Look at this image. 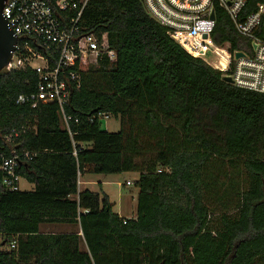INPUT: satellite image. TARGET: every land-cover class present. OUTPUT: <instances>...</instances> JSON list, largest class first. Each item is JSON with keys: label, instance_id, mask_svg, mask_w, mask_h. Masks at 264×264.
<instances>
[{"label": "trees", "instance_id": "16d2710c", "mask_svg": "<svg viewBox=\"0 0 264 264\" xmlns=\"http://www.w3.org/2000/svg\"><path fill=\"white\" fill-rule=\"evenodd\" d=\"M80 26L106 34L116 60L77 65L72 137L56 105L15 103L34 71L0 72V136L18 131L14 150L31 155L17 173L32 185L6 192L0 172V264H264V94L189 56L141 0H91ZM102 114L119 129L102 130ZM123 173L138 175L135 219L78 191L81 177Z\"/></svg>", "mask_w": 264, "mask_h": 264}, {"label": "built area", "instance_id": "2783aa9c", "mask_svg": "<svg viewBox=\"0 0 264 264\" xmlns=\"http://www.w3.org/2000/svg\"><path fill=\"white\" fill-rule=\"evenodd\" d=\"M90 1L55 0L52 6L45 0H6L2 9L3 17L17 37L9 69H31L38 76L35 91L19 95L15 103L56 105L62 127L70 137L71 124H77L78 120L66 114L65 107L69 102L68 84H75L77 89L80 85L77 65L94 63L100 56L116 60L106 34L87 33L80 26ZM248 2L141 0L145 14L164 28L166 35L189 56L230 78L231 85L264 94V2L256 3L251 11L247 10ZM217 12H223L229 24L222 34L217 32L220 22ZM225 37L231 40L223 41ZM236 53L242 56L236 57ZM100 118L105 121L109 116L102 114ZM18 134L13 129L0 136L2 187L10 193L21 191L22 178L17 170L21 158L31 155L14 150L13 141ZM4 150L10 155L5 156ZM10 248L14 249V241Z\"/></svg>", "mask_w": 264, "mask_h": 264}, {"label": "rangeland", "instance_id": "374dc122", "mask_svg": "<svg viewBox=\"0 0 264 264\" xmlns=\"http://www.w3.org/2000/svg\"><path fill=\"white\" fill-rule=\"evenodd\" d=\"M209 59H212V56H208ZM210 60V62H212ZM9 69V67L7 68ZM101 128L105 131L115 132L119 129L118 121L114 119H107L101 121ZM91 179H95L92 184L85 187L92 192H97L101 196L105 194L109 198V202L113 207V211L120 218L133 219L136 214V197L134 194L136 190L132 186H126V181H131L134 178L132 174H121V175H96L90 176ZM79 182L82 183L83 179H79ZM21 190H31L32 185L27 183L24 179L20 181ZM80 188H84L80 185ZM134 197V199L132 198ZM74 229L67 226H52L44 227L43 231H73Z\"/></svg>", "mask_w": 264, "mask_h": 264}, {"label": "water", "instance_id": "95a60500", "mask_svg": "<svg viewBox=\"0 0 264 264\" xmlns=\"http://www.w3.org/2000/svg\"><path fill=\"white\" fill-rule=\"evenodd\" d=\"M6 0H0V72L9 66L14 46L17 40L14 32L6 22L2 15L3 4ZM213 15H211V19ZM242 56V53H236V57ZM223 81L231 84L232 81L228 77H223Z\"/></svg>", "mask_w": 264, "mask_h": 264}, {"label": "crops", "instance_id": "0c3cea01", "mask_svg": "<svg viewBox=\"0 0 264 264\" xmlns=\"http://www.w3.org/2000/svg\"><path fill=\"white\" fill-rule=\"evenodd\" d=\"M123 174H132V175L134 176V178L131 179V181H126V182H130V183H132V182H133L134 180H136L137 177H138V175H137L136 173H123ZM123 174H122V175H123ZM119 175H121V174H119ZM79 179H80V178H79ZM79 179H78V181H79ZM81 179H83V182H82V183L79 182V184H78V191H83V190L87 189V188H85V187H87V186H89L90 184H92L93 181L95 180V179H91L90 176L81 177ZM126 182H125V184H126ZM80 185H82L84 188L81 189V188H80ZM136 195H137V191H136V193L134 194V196L136 197ZM132 198L134 199L133 196H132ZM112 210H113V208H112ZM135 215H136V214H135ZM123 219H128V218H123ZM133 219H135V217H134Z\"/></svg>", "mask_w": 264, "mask_h": 264}]
</instances>
